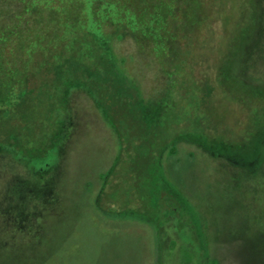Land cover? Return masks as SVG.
<instances>
[{"label":"rangeland","instance_id":"rangeland-1","mask_svg":"<svg viewBox=\"0 0 264 264\" xmlns=\"http://www.w3.org/2000/svg\"><path fill=\"white\" fill-rule=\"evenodd\" d=\"M208 1L215 7L197 40L208 41L207 56L226 55L243 16L239 47L225 64L246 92L264 96V0ZM17 11L0 0V27ZM165 28L160 34L175 33ZM110 37L114 65L139 88L143 123H111L83 90L67 101L56 93L5 108L0 263L264 264V119L242 149L174 139L182 130L237 135L248 115L229 95L202 99L205 108L190 91L183 98L166 74V46L156 50L122 28ZM172 88L174 102L152 119Z\"/></svg>","mask_w":264,"mask_h":264},{"label":"trees","instance_id":"trees-1","mask_svg":"<svg viewBox=\"0 0 264 264\" xmlns=\"http://www.w3.org/2000/svg\"><path fill=\"white\" fill-rule=\"evenodd\" d=\"M12 1L17 3L18 11L9 23L0 27V114L10 106L17 108L19 102L22 109L30 107L36 97L54 98L59 93L67 101L73 91L83 90L111 123L123 120L130 127L134 121L143 123L136 109L141 97L139 88L114 65L110 49V32L122 28L142 33L156 50L161 51L160 45L166 46V74L172 87H180L183 98L190 91L199 97V106L205 108L202 99H209L214 93L229 95L248 115L237 135L224 132L221 137H212L205 130H182L174 139L189 137L214 147L242 149L251 142L264 119V96L246 92L225 64L239 47L245 30L243 16L238 18L235 47L231 45L226 55L217 59L207 56L204 44L208 41L197 40L215 7L212 1ZM247 1L252 3L244 0ZM165 27L175 33L160 34L159 30ZM210 28L209 25L206 28L209 39L213 34ZM192 54L196 55L193 60L197 72L196 79L190 81L193 82L190 90L191 86L185 87L191 76L185 63ZM174 88L167 91L166 100L158 105L152 119L162 115V109L170 101L174 102ZM0 264H4L3 260ZM5 264L21 263L12 259Z\"/></svg>","mask_w":264,"mask_h":264}]
</instances>
